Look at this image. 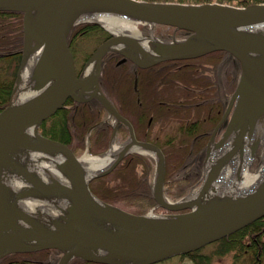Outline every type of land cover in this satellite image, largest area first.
Instances as JSON below:
<instances>
[{
  "label": "water",
  "instance_id": "95a60500",
  "mask_svg": "<svg viewBox=\"0 0 264 264\" xmlns=\"http://www.w3.org/2000/svg\"><path fill=\"white\" fill-rule=\"evenodd\" d=\"M0 9L23 12V57L15 91L21 69L35 51H40L31 74L34 93L24 100L10 101L0 111V259L15 252L57 248L62 252L57 264H69L74 258L105 264H153L196 250L264 217V176L242 193L220 192L217 187L226 165L235 157L242 158L246 146L253 158L261 143L264 2L0 0ZM94 13L143 22L150 25L149 32H113L101 22L85 18ZM83 21L96 22L111 35L93 51L79 73L70 32ZM155 24L185 29L190 34L163 39L153 33ZM215 50L232 54L241 65L227 110L233 107L232 114L222 137L208 143L203 181L197 192L193 197L170 200L164 190L163 150L153 142L138 140L130 121L100 88L103 58L114 51L123 55L120 61L129 58L146 67ZM94 97L109 115L129 126L131 135L108 167L87 176L72 148L42 134L39 126L69 99L84 102ZM133 151L154 156L152 195L156 206L170 212L135 213L99 198L91 190L93 178L112 171ZM213 151H218L215 158L211 157ZM32 152L53 160L67 182L54 176L44 179L29 162ZM241 175L242 166H238L237 181ZM12 177L25 185L13 188L9 183ZM28 197L50 203L59 211L55 215L45 208L30 211L21 203Z\"/></svg>",
  "mask_w": 264,
  "mask_h": 264
},
{
  "label": "trees",
  "instance_id": "16d2710c",
  "mask_svg": "<svg viewBox=\"0 0 264 264\" xmlns=\"http://www.w3.org/2000/svg\"><path fill=\"white\" fill-rule=\"evenodd\" d=\"M181 2H222L235 5H246L252 2H264V0H170ZM23 13L15 10H0V61L20 60L23 40ZM95 23H81L74 27L71 32L72 40L78 34H86L89 30L99 28ZM223 51H215L219 53ZM117 56L108 55L104 68L105 81L112 93H115L116 84L119 81L117 73L119 66L116 65ZM127 68V67H126ZM187 79L192 80L191 76ZM15 77L12 79H0V110L3 109L13 97ZM126 85H121V90H125ZM104 108L97 101L95 103H80L77 108H63L41 125L44 134L56 138L73 146V141L77 146H85L86 133L89 127L100 120L99 109ZM51 123L52 125H48ZM112 127L108 122L95 126L90 133L91 148L94 152L104 151L108 147ZM165 143V142H164ZM194 141L172 140L163 145L166 155V191L177 198L188 191L189 184L193 181L184 177H175L177 167L185 164L192 158L194 151ZM205 142H202V146ZM138 166H142L139 172ZM154 172V160L142 153H132L121 161L111 172L92 180L91 188L93 192L105 201L118 203L131 208L137 213H144L156 201L152 195V177ZM199 174L196 175L197 178ZM217 242L220 243L218 253H226L234 250V257L239 259L244 253L252 254V264H264V217L259 218L243 228L224 236ZM60 255L56 249H47L37 252H15L0 259V264H54ZM192 257L197 264H210L211 257L200 253L199 250L187 254ZM69 264H104L94 261L74 258Z\"/></svg>",
  "mask_w": 264,
  "mask_h": 264
},
{
  "label": "flooded vegetation",
  "instance_id": "af4514ba",
  "mask_svg": "<svg viewBox=\"0 0 264 264\" xmlns=\"http://www.w3.org/2000/svg\"><path fill=\"white\" fill-rule=\"evenodd\" d=\"M164 27L166 30L161 31ZM164 27L155 26V32L168 38L174 34L177 37L184 35L180 30ZM143 29L146 31L147 28L143 26ZM108 55L117 56L119 81L115 93H112L103 72L100 87L110 97L118 112L131 122L135 137L155 142L161 147L166 141H194V156L191 159H196V164L199 161L202 174L208 141L221 138L231 116L232 109L227 110L235 88L236 69L238 71L235 57L226 52H213L195 58L168 59L142 67L129 59L118 63L123 58L118 53ZM88 58L82 65H78L80 72ZM107 61L105 57L104 68ZM188 76L193 79H187ZM124 84L126 88L121 90ZM90 102L97 104V99ZM77 106L75 101H68V108L75 109ZM104 115L107 116L106 110ZM99 116H102V109H99ZM105 117H101L100 124L105 122ZM157 120L159 127L155 128ZM109 123L113 126V123ZM167 126L172 128V132H166ZM130 135L126 123L117 121L116 139L126 141ZM202 142H205L204 146ZM200 170L184 176V179L194 180ZM198 181L199 177L193 181L194 186Z\"/></svg>",
  "mask_w": 264,
  "mask_h": 264
},
{
  "label": "bare ground",
  "instance_id": "6f19581e",
  "mask_svg": "<svg viewBox=\"0 0 264 264\" xmlns=\"http://www.w3.org/2000/svg\"><path fill=\"white\" fill-rule=\"evenodd\" d=\"M85 18L99 21L113 32L128 31L139 33L138 25L126 18L101 13H94ZM39 52V50L35 51L22 68L21 86L19 88L18 100H24L34 93L31 88V74ZM259 132L261 134V142L264 144V125L259 128ZM118 149L119 146L117 144H113L111 150L105 154L91 155L86 153L81 156L80 160L86 170L87 176H91L109 166V164H111V162L115 159ZM217 152L218 151H213L211 157L215 158ZM29 157V162L32 163L33 167H36L44 179L48 180L50 176L62 178L61 173L57 169L53 160H46L40 153H31ZM251 160L250 152L246 150L242 158L235 157L228 165H226L220 175L219 181L217 182V187L220 192L235 191L237 193H242L253 188L258 183V181L264 176V157L258 173H251L249 171ZM238 166H242V178L237 181L236 170ZM14 186L17 187L16 184H14ZM193 196L194 195H192V197ZM26 202L29 203L28 199H26Z\"/></svg>",
  "mask_w": 264,
  "mask_h": 264
},
{
  "label": "rangeland",
  "instance_id": "374dc122",
  "mask_svg": "<svg viewBox=\"0 0 264 264\" xmlns=\"http://www.w3.org/2000/svg\"><path fill=\"white\" fill-rule=\"evenodd\" d=\"M84 23H89V22H84ZM160 30L164 31V30H166V28L164 27V28H161ZM107 35H108V31L101 25L99 28L89 30L86 34L76 35L71 41H72V44H73L74 49H75L74 52H75V56H76L77 65H79V64L82 65L85 62V60L88 58V56L92 53V50ZM20 61L21 60H17V59L11 60V61H6V60L0 61V79H3V78L12 79L13 77H15L16 76L15 74L18 72L17 70L20 66ZM238 74H239V68H238V71L236 69V79L238 77ZM17 94H18V92L16 91V93L14 94L15 98L17 97ZM100 117H102V116H100ZM48 125L51 126L52 124L48 123ZM154 126H155V128L159 127V121L158 120L155 122ZM171 130H172V128H169V126L166 127V132H170ZM88 134L89 133L87 132L85 136L88 137ZM88 138L85 139V146L83 148H81V147L75 148V151L78 153V155L82 156L86 152H89L88 147H87V146H89V143H87L89 141ZM121 142L122 141H120V140L116 141V143H118V144ZM73 146L74 147L77 146L75 141H73ZM193 156H194V154H193ZM263 157H264V146L262 144L259 146V150H258L256 156L254 157V159L251 161V163L249 165V171L251 173H258L259 172V169L261 168V165H262ZM195 162H196V159H191V157H189V159L185 162V164L177 167L174 176L175 177H181V176L184 177V176H189L191 173L193 174V172H195L196 170L199 171L201 169L200 168L201 165H200L199 161L197 162V164ZM138 170H139V172H142V166H138ZM200 173H201V170H200ZM200 173H199L198 177H200ZM153 174H154V172H153ZM194 180H196V178ZM193 181L189 184L188 192H191V189L193 187H195V189H193L192 191H195L200 184L198 181L195 183L196 186H194ZM166 194L168 195V197L170 199L174 198L172 195L168 194L167 192H166ZM118 205H120V204H118ZM123 207L131 210V208H128L125 206H123ZM154 212L155 213H161V212H164V209L156 208V210H154ZM220 248H221L220 243L214 242V243H210V244H207L206 246L202 247L200 249V253L208 255L211 257L210 264H252V258H251L252 254L250 252H248V253L246 252L243 255H241V257L239 259H236L234 257V254H235L234 250L226 252V253H218V250H220ZM59 257H60V255L54 261V264H57ZM263 259H264V257H263ZM155 264H197V263L195 262V260L192 257H190L188 255H176V256L170 257L164 261H160L158 263H155Z\"/></svg>",
  "mask_w": 264,
  "mask_h": 264
}]
</instances>
